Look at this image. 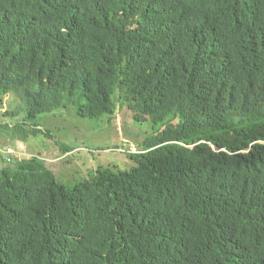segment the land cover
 <instances>
[{
    "label": "trees",
    "instance_id": "16d2710c",
    "mask_svg": "<svg viewBox=\"0 0 264 264\" xmlns=\"http://www.w3.org/2000/svg\"><path fill=\"white\" fill-rule=\"evenodd\" d=\"M0 91L155 130L74 188L14 156L0 264H264V0H0Z\"/></svg>",
    "mask_w": 264,
    "mask_h": 264
},
{
    "label": "rangeland",
    "instance_id": "374dc122",
    "mask_svg": "<svg viewBox=\"0 0 264 264\" xmlns=\"http://www.w3.org/2000/svg\"><path fill=\"white\" fill-rule=\"evenodd\" d=\"M26 117L25 103L13 93L0 91V149L19 148L26 155L20 157L22 160L40 158L68 188L90 179L100 168L128 170L133 163L127 153H136L155 131L150 120L134 119L120 103L112 118L89 120L77 115L72 106L40 115L34 121ZM16 126L20 130L14 129ZM33 130L38 133L33 135ZM66 149L73 151L66 153ZM14 156L19 158L18 153H0V171L13 166L7 158Z\"/></svg>",
    "mask_w": 264,
    "mask_h": 264
},
{
    "label": "built area",
    "instance_id": "2783aa9c",
    "mask_svg": "<svg viewBox=\"0 0 264 264\" xmlns=\"http://www.w3.org/2000/svg\"><path fill=\"white\" fill-rule=\"evenodd\" d=\"M0 153H3L5 155L9 156V155L13 154L14 152L9 148H5V149H0ZM8 162H9V159H8Z\"/></svg>",
    "mask_w": 264,
    "mask_h": 264
},
{
    "label": "bare ground",
    "instance_id": "6f19581e",
    "mask_svg": "<svg viewBox=\"0 0 264 264\" xmlns=\"http://www.w3.org/2000/svg\"><path fill=\"white\" fill-rule=\"evenodd\" d=\"M6 148H9V149H11L14 153L13 154H11V155H15V154H19V160H22L20 157H22V154H21V152H18V151H16V150H14L13 148H10V147H6ZM5 149V148H4ZM11 155H9V156H11ZM8 159H9V162L11 161V159L10 158H7V161H8Z\"/></svg>",
    "mask_w": 264,
    "mask_h": 264
},
{
    "label": "crops",
    "instance_id": "0c3cea01",
    "mask_svg": "<svg viewBox=\"0 0 264 264\" xmlns=\"http://www.w3.org/2000/svg\"><path fill=\"white\" fill-rule=\"evenodd\" d=\"M24 148H25V146H24ZM17 151L20 152V151H19V148H17ZM21 154H22V152H21ZM23 156H26V155H25V154H22V157H23Z\"/></svg>",
    "mask_w": 264,
    "mask_h": 264
}]
</instances>
